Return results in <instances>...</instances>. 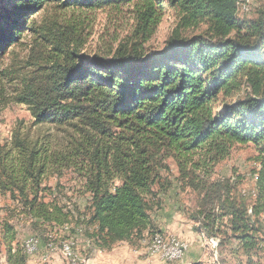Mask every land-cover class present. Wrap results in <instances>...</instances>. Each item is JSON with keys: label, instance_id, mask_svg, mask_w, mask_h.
Segmentation results:
<instances>
[{"label": "trees", "instance_id": "trees-1", "mask_svg": "<svg viewBox=\"0 0 264 264\" xmlns=\"http://www.w3.org/2000/svg\"><path fill=\"white\" fill-rule=\"evenodd\" d=\"M125 5H132L134 32L105 57L67 50L33 19L49 6ZM237 8L238 0H0V60L26 34L32 37L25 71L4 75L16 84L13 100L36 124L72 129L66 149L51 156L77 171L88 199L79 214L51 199L46 151L16 132L9 148L0 145V196L14 205L11 217L29 216L33 227L49 225L50 233L70 226L97 250L135 245L146 232L159 233L149 200L166 158L176 161L184 180L183 162L194 153L211 167L234 145H249L253 193L234 196L229 179L217 180L190 216L194 231L219 247L221 264H264V3L252 18ZM168 11L175 28L163 49L148 52L144 45ZM187 182L194 186L193 178ZM16 238L14 225L0 220L9 264L24 263L21 251L12 250Z\"/></svg>", "mask_w": 264, "mask_h": 264}, {"label": "rangeland", "instance_id": "rangeland-1", "mask_svg": "<svg viewBox=\"0 0 264 264\" xmlns=\"http://www.w3.org/2000/svg\"><path fill=\"white\" fill-rule=\"evenodd\" d=\"M246 1L249 12L243 13V18H252L257 7L264 3V0ZM33 16V19H37V24L47 27L49 36L60 39L67 50H78L76 54L88 57L111 55L119 44L131 39L135 28L132 5L97 11L61 10L49 6L47 11ZM31 18L29 16L28 20ZM175 25L174 16L168 11L144 48L148 52L163 49ZM202 29L190 30L186 35H197ZM31 40V35L26 34L21 44L9 49L0 60V145L9 148L14 133L18 132L20 136L45 150L44 160L48 166L45 169L44 185L51 190V199L60 206L65 205L75 214L84 213L88 199L82 192V178L74 168L67 166L68 163L61 159L55 161L51 156L66 149L73 137L72 129L36 124L27 108L14 102L16 84L8 82L4 76L19 67L22 72L25 71L22 67L28 60ZM44 44L50 48V44ZM254 156L251 146L234 145L226 158L210 167L205 156L196 152L191 162H186L185 165L182 161L188 178L194 179V186H189L188 178L183 180L179 165L173 158L164 160L163 167L159 170V182L152 188L155 197L149 200V215L153 231L159 232L157 234L171 235L177 239L181 235L190 237L191 242H187L190 248L175 262L150 260L145 253V243L154 234L147 232L135 245L119 243L104 251L92 248L79 230L72 234L70 226L51 233L50 226L46 224L35 228L32 226L34 220L29 216L13 214L11 217L14 205L8 196H0V220L7 219L14 225L17 238L12 244V250L21 251L23 264H174L187 257L190 249L197 253L195 264H221L220 261L224 260L220 257L219 247L215 248V242L211 241L213 238H203L199 232L194 231L197 225L190 215L199 209L202 197L217 180L229 179L234 196L239 193L252 194L255 186L252 176L256 166ZM32 237L35 254L26 253L24 250V243ZM4 253V248H0V264H9Z\"/></svg>", "mask_w": 264, "mask_h": 264}, {"label": "bare ground", "instance_id": "bare-ground-1", "mask_svg": "<svg viewBox=\"0 0 264 264\" xmlns=\"http://www.w3.org/2000/svg\"><path fill=\"white\" fill-rule=\"evenodd\" d=\"M237 9L241 14L248 13L249 7L247 5V1L238 0ZM154 239H156V234L147 239V242L145 243V253L150 260L158 259L160 261V258L167 257L171 250L175 248L173 254L170 257H167L166 260V262H175L182 258L183 254L188 250V247H185V249L183 248L182 240L171 235L164 236L158 234V240L154 242ZM24 250L26 253H29V251H36L35 244L31 241V239H28L24 243ZM152 252H157V254L152 255Z\"/></svg>", "mask_w": 264, "mask_h": 264}, {"label": "crops", "instance_id": "crops-1", "mask_svg": "<svg viewBox=\"0 0 264 264\" xmlns=\"http://www.w3.org/2000/svg\"><path fill=\"white\" fill-rule=\"evenodd\" d=\"M181 236L178 237V239H181V240L189 242V243L191 242L190 237L188 238V236H186V235L184 237H181ZM188 248H190V245L188 246ZM196 256H197L196 251H192V249H190L188 251L187 257L185 256L181 262L174 263V264H195L194 260L197 258Z\"/></svg>", "mask_w": 264, "mask_h": 264}, {"label": "built area", "instance_id": "built-area-1", "mask_svg": "<svg viewBox=\"0 0 264 264\" xmlns=\"http://www.w3.org/2000/svg\"><path fill=\"white\" fill-rule=\"evenodd\" d=\"M33 239H34V237L31 238V241H33ZM157 240H158V234H156V239H154V242L157 241ZM174 240H175V239H174ZM182 246H183V248L185 249V247H188L189 245H188V243H187L186 241H182ZM174 249H175V248H174ZM174 249L171 250V252L168 254L167 257H170V256L173 254ZM35 252H36V251H29V254H35ZM153 254H157V252H152V255H153ZM167 257L160 258V261H161V262H166Z\"/></svg>", "mask_w": 264, "mask_h": 264}]
</instances>
